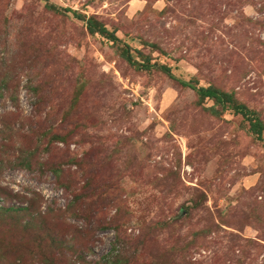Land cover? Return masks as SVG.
<instances>
[{"label": "rangeland", "instance_id": "obj_1", "mask_svg": "<svg viewBox=\"0 0 264 264\" xmlns=\"http://www.w3.org/2000/svg\"><path fill=\"white\" fill-rule=\"evenodd\" d=\"M232 104L264 124V0H0V264H264Z\"/></svg>", "mask_w": 264, "mask_h": 264}, {"label": "trees", "instance_id": "obj_2", "mask_svg": "<svg viewBox=\"0 0 264 264\" xmlns=\"http://www.w3.org/2000/svg\"><path fill=\"white\" fill-rule=\"evenodd\" d=\"M45 7L49 8L54 11H61L55 4L49 3L46 1ZM66 10L68 8H65ZM76 14V12H74ZM77 15V14H76ZM87 29L89 33H99L101 35L107 36L111 39H115L114 33L110 32L104 25L98 23L97 21L93 19L87 20ZM147 67L144 64H141V67ZM163 70L168 71V68L166 66H162ZM199 92L202 95H207L210 97H213L216 102L222 103V102H228L232 103V97L231 94H228L226 92H219L218 90H215L213 88H205L200 87ZM231 107L233 108L234 112L237 114L243 115V117L249 122V130L252 131L254 134L257 135V137H261L262 132L264 131V124L259 120V118L255 115V112L248 109L243 104H232ZM8 210H13L14 212L17 211H23L25 210V207L18 206V207H8ZM115 240L119 242V244L123 243L125 240H127L126 237H120L116 236ZM124 248L119 245L118 249H116V252L114 254V258L110 260V264H117L122 260V256H124Z\"/></svg>", "mask_w": 264, "mask_h": 264}]
</instances>
